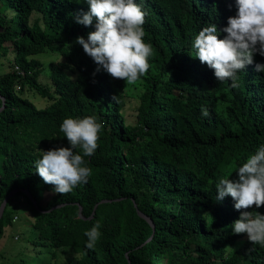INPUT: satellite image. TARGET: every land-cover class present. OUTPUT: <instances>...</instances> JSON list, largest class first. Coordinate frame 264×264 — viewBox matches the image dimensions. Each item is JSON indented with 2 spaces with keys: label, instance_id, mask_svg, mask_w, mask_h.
Here are the masks:
<instances>
[{
  "label": "trees",
  "instance_id": "trees-1",
  "mask_svg": "<svg viewBox=\"0 0 264 264\" xmlns=\"http://www.w3.org/2000/svg\"><path fill=\"white\" fill-rule=\"evenodd\" d=\"M134 2L146 12L143 39L153 55L136 82L139 105L129 123L126 81L76 43L96 30L95 18L92 26L75 20L90 10L86 0H0V207L12 194L0 241L23 203L33 219L26 244L35 263L43 247L56 261L69 252L67 264H264V246L232 231L240 216L233 198L216 199L219 179L237 180L238 167L264 145V72L255 70L264 56L255 54L232 87L194 48L203 27L215 24L218 38L227 35L237 0ZM48 54L57 57L45 60ZM88 116L103 124L95 153L85 157L92 175L56 193L35 161L70 147L60 131L65 118ZM247 211L264 215V205ZM96 223L101 235L90 250L85 232ZM20 256L16 264H29Z\"/></svg>",
  "mask_w": 264,
  "mask_h": 264
},
{
  "label": "clouds",
  "instance_id": "clouds-1",
  "mask_svg": "<svg viewBox=\"0 0 264 264\" xmlns=\"http://www.w3.org/2000/svg\"><path fill=\"white\" fill-rule=\"evenodd\" d=\"M90 10L77 14L75 20L95 31L87 39L78 36L76 43L95 63L102 66L113 78L122 79L134 85L149 70V57L153 55L152 45L144 41L146 12L134 0H86ZM237 14L229 17L227 35L218 38L215 24L203 27L195 38L196 57L201 63L214 69L215 77L235 83L237 72L253 63L255 54L264 56V0H237ZM99 70V69H97ZM257 72H264V64L255 65ZM115 99V97H113ZM204 117L209 116L207 108H201ZM101 122L93 116L65 118L60 131L70 147H56L43 151L41 159L35 161V169L43 181L54 186L60 194L70 193L81 183H87L92 171L86 166L85 157H91L97 147ZM79 146L82 154L75 149ZM238 179L220 178L216 184L217 200L231 196L234 208L240 216L232 224L234 234L246 233L253 244L264 246V215L247 211L255 205H264V145L236 170ZM243 210V211H241ZM100 224L96 223L86 231L87 249H94L100 238Z\"/></svg>",
  "mask_w": 264,
  "mask_h": 264
},
{
  "label": "rangeland",
  "instance_id": "rangeland-1",
  "mask_svg": "<svg viewBox=\"0 0 264 264\" xmlns=\"http://www.w3.org/2000/svg\"><path fill=\"white\" fill-rule=\"evenodd\" d=\"M56 57L57 55L50 56L48 54L44 57V59L49 60L51 58H56ZM8 59L9 60L11 59V54L8 55ZM6 66L7 64H5L3 68H5ZM42 80H44V78ZM124 93L126 96V106L124 108L123 113L125 119L129 123H133L139 105V88L137 87L136 84L134 85L127 84L125 86ZM38 107L43 108L42 106H38ZM20 201L23 202V200ZM19 205L20 206H18V209L20 211V216L17 218V220H15L16 223L13 225L14 227L11 226L5 229L4 236L0 241V255H2L0 256V264H16V261H18L19 259V255H21L20 257L26 259L29 264H36L38 262H40L41 264H49V262H51V264H67V259L70 257L69 252H63V253L59 252L58 253L59 256L56 261L55 259L51 258V254L49 252L50 249L43 247H40L43 253L39 254L40 255V258L38 259L39 261L36 260V263L33 262L31 255L32 253L35 254L36 251L33 252L34 248L32 246V243L26 244L28 239L30 240V242H32L33 240V236H32L33 230L32 227L30 226L31 221L33 219L28 210V207L23 203H20ZM20 230L23 235L22 239L19 235ZM20 239L21 241H18ZM26 247H28V249H26ZM40 249L37 250L41 251ZM49 258H51L52 260H50Z\"/></svg>",
  "mask_w": 264,
  "mask_h": 264
},
{
  "label": "water",
  "instance_id": "water-1",
  "mask_svg": "<svg viewBox=\"0 0 264 264\" xmlns=\"http://www.w3.org/2000/svg\"><path fill=\"white\" fill-rule=\"evenodd\" d=\"M4 107H5V104H3V107L0 109V110H3L4 109ZM12 194H9L6 198H5V200L3 201V203H2V205H1V207H0V217L2 216V214H3V212H4V209H5V206H6V203L8 202V200H9V198H10V196H11ZM35 203V202H34ZM36 204V203H35ZM81 208H80V215H82V212H81ZM149 221V223L153 226V228H154V224L152 223V221L151 220H148Z\"/></svg>",
  "mask_w": 264,
  "mask_h": 264
}]
</instances>
